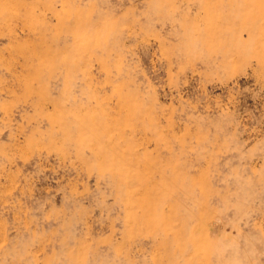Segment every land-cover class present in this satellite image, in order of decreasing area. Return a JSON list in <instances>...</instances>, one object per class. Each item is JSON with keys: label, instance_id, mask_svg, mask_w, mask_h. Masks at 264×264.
<instances>
[{"label": "rangeland", "instance_id": "obj_1", "mask_svg": "<svg viewBox=\"0 0 264 264\" xmlns=\"http://www.w3.org/2000/svg\"><path fill=\"white\" fill-rule=\"evenodd\" d=\"M0 264H264V0H0Z\"/></svg>", "mask_w": 264, "mask_h": 264}]
</instances>
